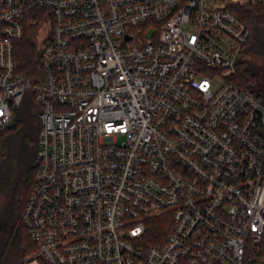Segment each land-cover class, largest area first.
Listing matches in <instances>:
<instances>
[{"label":"built area","instance_id":"obj_1","mask_svg":"<svg viewBox=\"0 0 264 264\" xmlns=\"http://www.w3.org/2000/svg\"><path fill=\"white\" fill-rule=\"evenodd\" d=\"M256 3L0 0V137L27 90L39 106L22 264H264V102L231 78V7ZM36 25L28 76L14 48Z\"/></svg>","mask_w":264,"mask_h":264},{"label":"trees","instance_id":"obj_2","mask_svg":"<svg viewBox=\"0 0 264 264\" xmlns=\"http://www.w3.org/2000/svg\"><path fill=\"white\" fill-rule=\"evenodd\" d=\"M231 10L247 26L249 38L242 48L231 78L264 102V5H234ZM45 9L34 8L30 14L41 17ZM37 25L28 27L15 44L17 71L33 76L39 63L40 42ZM256 55L247 60L245 53ZM32 92L24 93L14 110L15 122L0 137V264H22L25 256L37 250L21 220V211L38 168L37 142L40 124ZM162 217L150 221L152 242L164 237L168 228Z\"/></svg>","mask_w":264,"mask_h":264},{"label":"rangeland","instance_id":"obj_3","mask_svg":"<svg viewBox=\"0 0 264 264\" xmlns=\"http://www.w3.org/2000/svg\"><path fill=\"white\" fill-rule=\"evenodd\" d=\"M245 5V4H244ZM46 27L44 26V24L41 25V31L39 32L40 34H38L39 37H41V35L44 34V32L46 31ZM38 31V30H37ZM36 31V33H37ZM43 33V34H42ZM153 33V29L152 28H146V29H142V30H137V34L142 36V37H150ZM247 60H250V61H254L256 58V55H253L252 53L250 52H247L245 53V56H244ZM28 92H31L30 90H28ZM17 107V106H16ZM16 107H14V110L16 109ZM36 107H37V113H39V106L38 104L36 103ZM38 115V114H37ZM38 122L40 124V120H39V117H38ZM157 218V217H156ZM164 225L168 228L171 224V221L169 219H162ZM36 254V250L29 253L27 256L25 257H28V256H33ZM24 257V258H25Z\"/></svg>","mask_w":264,"mask_h":264},{"label":"water","instance_id":"obj_4","mask_svg":"<svg viewBox=\"0 0 264 264\" xmlns=\"http://www.w3.org/2000/svg\"><path fill=\"white\" fill-rule=\"evenodd\" d=\"M15 122V115L11 118V120L7 124V128H11L14 125Z\"/></svg>","mask_w":264,"mask_h":264}]
</instances>
